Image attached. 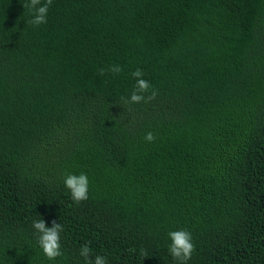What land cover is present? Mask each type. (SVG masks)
Listing matches in <instances>:
<instances>
[{
    "label": "trees",
    "instance_id": "1",
    "mask_svg": "<svg viewBox=\"0 0 264 264\" xmlns=\"http://www.w3.org/2000/svg\"><path fill=\"white\" fill-rule=\"evenodd\" d=\"M28 2L0 0V264H178L177 230L187 264H264V0H53L40 26ZM138 68L158 94L126 104Z\"/></svg>",
    "mask_w": 264,
    "mask_h": 264
},
{
    "label": "clouds",
    "instance_id": "2",
    "mask_svg": "<svg viewBox=\"0 0 264 264\" xmlns=\"http://www.w3.org/2000/svg\"><path fill=\"white\" fill-rule=\"evenodd\" d=\"M52 2L53 0H44L43 3L42 0H29L28 3L23 4L24 9H29L33 15V19L29 23L34 26L46 24L49 7L52 5ZM121 71L120 65H112L107 69L101 68L99 74L103 76L110 72L118 75ZM131 75L136 80L135 89L132 91L130 98H121L124 103L139 104L149 103L151 100H154L158 93L147 80L143 79V70L138 68ZM144 139L146 142L152 143L156 137L152 132H148ZM63 183L74 203L80 204L88 199L89 179L85 173L79 175L66 173ZM32 226L38 234L39 247L48 260H56L63 255L60 243L61 233L64 231L62 224L53 221L51 227H47L45 221L40 219L34 221ZM168 237L171 240V244L169 245L170 255L178 264H187L195 251L191 233L187 230H177L169 232ZM79 254L83 257L85 264H108L105 256L97 255L93 259L92 249L88 245L81 246ZM140 254L145 257L147 256L145 249H140Z\"/></svg>",
    "mask_w": 264,
    "mask_h": 264
}]
</instances>
